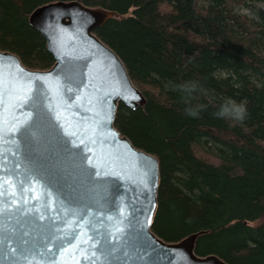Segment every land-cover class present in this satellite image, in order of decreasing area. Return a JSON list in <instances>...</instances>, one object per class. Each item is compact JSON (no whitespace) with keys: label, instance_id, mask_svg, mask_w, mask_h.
I'll return each instance as SVG.
<instances>
[{"label":"trees","instance_id":"trees-1","mask_svg":"<svg viewBox=\"0 0 264 264\" xmlns=\"http://www.w3.org/2000/svg\"><path fill=\"white\" fill-rule=\"evenodd\" d=\"M57 1L74 0H0V50L50 69L29 16ZM76 1L119 14L96 34L146 98L120 102L115 126L159 159L153 231L202 232L198 255L264 264V0Z\"/></svg>","mask_w":264,"mask_h":264},{"label":"water","instance_id":"water-1","mask_svg":"<svg viewBox=\"0 0 264 264\" xmlns=\"http://www.w3.org/2000/svg\"><path fill=\"white\" fill-rule=\"evenodd\" d=\"M118 16L76 0L36 8L50 69L0 50V264H228L196 253L202 232L166 242L152 229L159 159L115 126L120 102L146 98L96 34Z\"/></svg>","mask_w":264,"mask_h":264}]
</instances>
